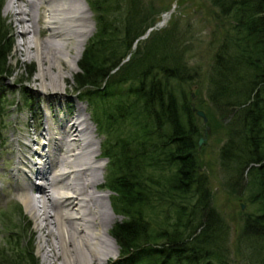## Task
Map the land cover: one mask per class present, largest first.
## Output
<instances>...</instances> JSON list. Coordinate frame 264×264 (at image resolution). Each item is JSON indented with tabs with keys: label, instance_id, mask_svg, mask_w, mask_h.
Returning <instances> with one entry per match:
<instances>
[{
	"label": "trees",
	"instance_id": "1",
	"mask_svg": "<svg viewBox=\"0 0 264 264\" xmlns=\"http://www.w3.org/2000/svg\"><path fill=\"white\" fill-rule=\"evenodd\" d=\"M86 1L94 32L73 85L103 137L104 188L121 217L110 229L118 259L109 264H226L229 227L200 169L203 121L193 110L197 72L185 58V32L172 26L139 39L155 24L141 0ZM204 1L225 27L206 75L207 100L223 125L219 164L228 185L249 192L253 210L240 240L249 261L264 264V0ZM7 34L0 16V82L13 74ZM9 88L0 86V134L13 105L4 99ZM17 246L0 248V264H38L33 246Z\"/></svg>",
	"mask_w": 264,
	"mask_h": 264
},
{
	"label": "rangeland",
	"instance_id": "2",
	"mask_svg": "<svg viewBox=\"0 0 264 264\" xmlns=\"http://www.w3.org/2000/svg\"><path fill=\"white\" fill-rule=\"evenodd\" d=\"M9 1L0 0V16L8 30L6 37L11 42L8 64L13 71L11 77L0 82V86L7 84L11 87L9 90L4 89V99L13 102V105H9V108L5 111L0 134V248L10 252L16 247L17 242V248L25 249L33 246L34 258L38 264H48L43 260L42 252L38 250V246L43 241V232L36 228V224L39 222L25 208L18 196L22 191L21 185L24 181V177L20 172L22 165L19 164V156H21V159L25 155L29 156L23 145L28 139H37L39 134L44 132V128L57 127V119L62 118L68 112H70L71 117L82 113V116L88 118L92 131L91 136L95 143L94 147L97 150L96 161L102 159L100 153L103 137L96 129L87 105L81 102L74 93L73 75L78 71V68L70 73L68 64L62 65V72H64L66 78L62 82L59 81L57 87L61 88L60 91L63 93V97L54 101L46 93H52L55 90L52 88L42 90L40 87V80L36 75L38 72L37 59L16 53V45L20 42V37L17 34L19 27L14 26V17L11 13L5 11L6 4ZM76 3L78 7L81 6L84 9L86 6L89 11V13L84 14V23L88 27H93L90 37L94 32L93 13L86 0H77ZM141 4L143 10L152 13L155 24L161 23L159 27L154 28L152 31L169 29L174 26L180 33L185 32V39L189 44V50H187L185 58L188 65L197 72V82L195 81L196 83L192 84L191 88L195 102L194 106L205 113L206 125L208 126L205 135L200 137L203 138V141L198 147L200 169L208 176L211 205L229 227L227 244L229 252L226 264H252L249 261L246 245L240 240V235L243 218L246 213L253 210V206L247 201L249 192L246 189L226 183V176L219 164V148L224 140L223 125L220 115L208 102L206 96V75L215 47L222 38L225 27L216 15L214 16V9L204 0H141ZM42 20L38 24L40 29L45 27ZM47 35L48 32L45 31L44 36ZM52 73L54 71L49 72V74ZM77 105L82 107L81 111L77 109ZM204 128L205 125L203 124V132ZM37 150L40 151V147H37ZM103 160L105 164L102 169L101 184L96 191L108 194L102 201L107 211L105 222H108V235L114 240L110 234V229L115 222L121 220V217L113 212L110 205L111 193L104 188L106 160ZM38 181L39 179L32 177L29 183L38 185ZM31 196L36 197L37 193L31 192ZM109 207L117 219H112ZM2 213H6L11 218L12 226L3 223L5 218ZM8 231L14 235L10 236L7 233ZM16 235L19 236V240ZM117 259L118 252L115 257L108 258L104 264H109Z\"/></svg>",
	"mask_w": 264,
	"mask_h": 264
},
{
	"label": "bare ground",
	"instance_id": "3",
	"mask_svg": "<svg viewBox=\"0 0 264 264\" xmlns=\"http://www.w3.org/2000/svg\"><path fill=\"white\" fill-rule=\"evenodd\" d=\"M76 2L10 0L5 7L14 17V26L19 27L16 53L37 59L40 87L55 90L46 93L54 101L63 97L57 87L66 78L62 65L67 63L70 73L77 70V61L93 29L84 23L88 9L78 7ZM41 19L44 29L38 27ZM77 109L81 111L82 107ZM69 113L57 119V127L44 128L37 139L24 143L29 156H19L24 181L18 196L39 222L36 228L43 232V241L38 250L45 262L104 264L118 252L105 222L107 211L102 199L108 194L96 191L105 161H96L88 118L82 113L71 117ZM32 177L39 179L38 185L29 183ZM31 192L37 196H31ZM111 217L117 219L112 212Z\"/></svg>",
	"mask_w": 264,
	"mask_h": 264
},
{
	"label": "water",
	"instance_id": "4",
	"mask_svg": "<svg viewBox=\"0 0 264 264\" xmlns=\"http://www.w3.org/2000/svg\"><path fill=\"white\" fill-rule=\"evenodd\" d=\"M160 24H161V23H158V24L156 23L154 27L149 28V29L145 32V34H144L143 36L140 37V39H144L145 37H147L148 34H149L154 28L159 27ZM192 97H193V95H192ZM193 110H195L197 116L200 117V118L202 119L203 124L205 125L204 132H203V135H205L206 130L208 129V126L206 125V122H207L206 115H205V113H204L202 110L196 109L194 105H193ZM202 141H203V138H199V140H198V147L201 145ZM241 208H242V206H241Z\"/></svg>",
	"mask_w": 264,
	"mask_h": 264
}]
</instances>
